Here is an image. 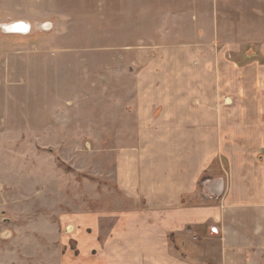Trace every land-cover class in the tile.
<instances>
[{"label": "rangeland", "instance_id": "rangeland-1", "mask_svg": "<svg viewBox=\"0 0 264 264\" xmlns=\"http://www.w3.org/2000/svg\"><path fill=\"white\" fill-rule=\"evenodd\" d=\"M129 44L214 50L264 98V0H0V264H60L75 215L118 199L109 135Z\"/></svg>", "mask_w": 264, "mask_h": 264}, {"label": "crops", "instance_id": "crops-1", "mask_svg": "<svg viewBox=\"0 0 264 264\" xmlns=\"http://www.w3.org/2000/svg\"><path fill=\"white\" fill-rule=\"evenodd\" d=\"M121 54L118 199L75 215L60 264H264V98L214 50Z\"/></svg>", "mask_w": 264, "mask_h": 264}, {"label": "bare ground", "instance_id": "bare-ground-1", "mask_svg": "<svg viewBox=\"0 0 264 264\" xmlns=\"http://www.w3.org/2000/svg\"><path fill=\"white\" fill-rule=\"evenodd\" d=\"M8 29L17 34H25L24 32L27 31L28 24L20 21H14L8 24Z\"/></svg>", "mask_w": 264, "mask_h": 264}, {"label": "built area", "instance_id": "built-area-1", "mask_svg": "<svg viewBox=\"0 0 264 264\" xmlns=\"http://www.w3.org/2000/svg\"><path fill=\"white\" fill-rule=\"evenodd\" d=\"M30 29V28H29ZM213 179H211V178H207V179H203L202 180V182L203 183H207V182H209V181H212ZM215 196V194H213V193H209V198H213Z\"/></svg>", "mask_w": 264, "mask_h": 264}, {"label": "water", "instance_id": "water-1", "mask_svg": "<svg viewBox=\"0 0 264 264\" xmlns=\"http://www.w3.org/2000/svg\"><path fill=\"white\" fill-rule=\"evenodd\" d=\"M10 26V25H9ZM5 29L9 32V33H14L13 31H11V30H9L8 29V25H5ZM29 32V25H28V29H27V31H25L24 33L26 34V33H28ZM23 34V33H22Z\"/></svg>", "mask_w": 264, "mask_h": 264}]
</instances>
